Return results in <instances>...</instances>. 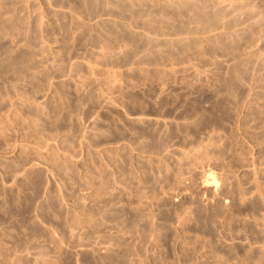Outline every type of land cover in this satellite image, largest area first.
<instances>
[{
	"label": "rangeland",
	"instance_id": "obj_1",
	"mask_svg": "<svg viewBox=\"0 0 264 264\" xmlns=\"http://www.w3.org/2000/svg\"><path fill=\"white\" fill-rule=\"evenodd\" d=\"M0 264H264V0H0Z\"/></svg>",
	"mask_w": 264,
	"mask_h": 264
},
{
	"label": "bare ground",
	"instance_id": "obj_2",
	"mask_svg": "<svg viewBox=\"0 0 264 264\" xmlns=\"http://www.w3.org/2000/svg\"><path fill=\"white\" fill-rule=\"evenodd\" d=\"M258 175V174H257ZM205 185H211L212 183H215V185H216V183H217V179H216V177L214 176V174L212 173V172H210V174L208 175V179H206L205 180ZM203 183V184H204ZM214 185V186H215ZM217 186V185H216Z\"/></svg>",
	"mask_w": 264,
	"mask_h": 264
}]
</instances>
